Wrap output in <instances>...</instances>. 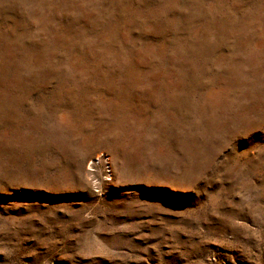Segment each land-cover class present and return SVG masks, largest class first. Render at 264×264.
Here are the masks:
<instances>
[{
    "label": "rangeland",
    "instance_id": "rangeland-1",
    "mask_svg": "<svg viewBox=\"0 0 264 264\" xmlns=\"http://www.w3.org/2000/svg\"><path fill=\"white\" fill-rule=\"evenodd\" d=\"M0 264H264V0H0Z\"/></svg>",
    "mask_w": 264,
    "mask_h": 264
}]
</instances>
